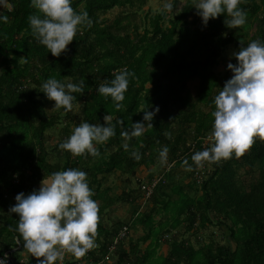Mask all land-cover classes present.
<instances>
[{"label": "trees", "instance_id": "16d2710c", "mask_svg": "<svg viewBox=\"0 0 264 264\" xmlns=\"http://www.w3.org/2000/svg\"><path fill=\"white\" fill-rule=\"evenodd\" d=\"M4 1L7 6L0 14L9 20L0 21V256L9 251L13 257L30 253L17 231L19 215L10 208L18 193L37 189L45 175L83 167L89 186L101 190V176L128 175L127 187L132 178L139 180L140 168L162 164L165 172L135 221L145 230L141 241L151 244L141 257L137 246L128 254L119 245L120 264H264V139L257 137L241 156L233 153L229 159L203 161L201 181L196 174L203 166L191 159L211 145L207 141L212 142L214 97L226 82L219 71L225 49L239 50L253 40L264 42V0H241L239 7L246 11L247 21L236 28L225 24V14L205 26L194 0L182 5V0H173L169 12L147 11L142 31L138 15L148 0H73V7L87 11L92 24L82 25L58 57L32 35L28 17L36 9L31 0ZM116 8L121 12L114 20L104 18ZM125 69L134 76L121 102L125 107L116 109V102L99 94L97 87ZM49 77L64 83L85 80L84 92L74 93L77 99L71 111L54 108L55 101L40 91ZM191 83L197 84L195 91L189 88ZM156 106L154 127L126 141L121 135L124 128L143 120L141 110L154 111ZM105 114L113 116L116 135L98 146L99 157L75 156L60 149L77 124L85 120L104 124ZM121 120L123 126L118 123ZM56 131L59 139L49 151L46 142L53 140ZM125 142L130 145L127 150ZM165 145L169 147L166 164L159 157ZM136 149L141 153L139 160L131 155ZM242 169L251 175L249 180L240 177ZM153 177L143 184L151 183ZM107 196L102 191L93 197L105 200L99 207L94 237V241L105 238L103 256L119 231L131 224H118L109 231L103 224L104 211L115 203L144 197L141 189H125L109 200ZM209 227L221 229L224 244L210 242L196 248L179 234L183 228L195 235ZM166 236L170 253L163 260L155 259ZM30 258L34 260L30 264H37L39 258L32 254Z\"/></svg>", "mask_w": 264, "mask_h": 264}, {"label": "clouds", "instance_id": "9594fccd", "mask_svg": "<svg viewBox=\"0 0 264 264\" xmlns=\"http://www.w3.org/2000/svg\"><path fill=\"white\" fill-rule=\"evenodd\" d=\"M240 3L241 0H194L197 14L205 26L210 19L225 14V24L229 28L244 25L247 21V13L239 7ZM0 5H4V0H0ZM31 6L36 9L28 17L32 35L57 57L67 50L82 25L92 24L87 11L80 12L73 7V0H31ZM173 7L171 0H164L162 10L171 11ZM8 20L7 15L0 14V21L6 23ZM233 55L237 63L229 62L227 67L234 75L214 97L216 107L212 112L214 122L209 135L212 143L191 157L197 164L202 165L205 160L229 159L233 153L241 156L257 137L264 139V42L253 40ZM132 76L134 73L127 69L117 71L114 78L99 84L97 91L105 97L110 96L116 102V109H122L125 105L121 102L125 100ZM84 85V79L79 83H64L49 77L42 82L40 91L55 101L54 108L63 107L67 112L73 109V102L77 99L74 93H83ZM141 111L143 120L132 123L131 128H124L121 132L126 141L141 136L146 128L154 127L152 121L159 106L154 111ZM103 119L104 124L81 121L59 145L60 149L75 156L90 154L99 157L101 152L97 144L116 135L113 116L105 114ZM118 123L124 125L123 120ZM123 146L126 150L130 147L127 142ZM168 153L167 145L159 151L164 164ZM131 155L137 160L142 158L138 149ZM184 163L187 164V159ZM87 176V172L80 168L54 171L42 178L39 189L16 195V203L10 212L19 215L17 231L23 237V247L32 256L42 258L37 264H56V261L63 260L65 252L82 257L94 246L99 204L93 199L94 192ZM0 264H5L4 258H0Z\"/></svg>", "mask_w": 264, "mask_h": 264}, {"label": "crops", "instance_id": "0c3cea01", "mask_svg": "<svg viewBox=\"0 0 264 264\" xmlns=\"http://www.w3.org/2000/svg\"><path fill=\"white\" fill-rule=\"evenodd\" d=\"M7 6V3L4 1V5L2 6L3 10L5 9V7ZM232 48L233 47H229ZM224 61H222L223 64ZM229 62H225V69L221 70L222 75L228 77V71H227V65ZM221 64V65H222ZM226 71V72H224ZM197 86V85H196ZM193 87V86H192ZM195 87V86H194ZM154 172V168L150 167L149 169L146 168H140L138 170V174H143L145 175V172H147L148 177L150 178L154 175H156L155 173L151 174V171ZM122 174L120 172H116L113 173L109 176H105L104 178L99 177V179L101 180L102 183V189L101 190H97L96 185L93 187V192H94V196L93 197H98V194L102 191L104 192H108V200L111 198H114L115 196H119L122 193L121 190V186H117L116 183V178L120 177ZM124 176L126 178H124ZM87 179L89 181V177L87 176ZM121 179H125V185H126V181L128 180V175H123L121 177ZM41 186V182H39L37 184V189H39ZM116 188V189H115ZM131 189H135V188H126V190H131ZM99 191V192H98ZM143 200V198H142ZM141 199H136V201H131V202H120V203H115L112 207H108V209H106L102 215V220H103V224L106 227V229H108L109 231H114L115 229H117V225L118 224H122L123 226L125 224L131 223L129 226V234L128 237L126 238V240L124 242H122L120 245L121 247H123L128 254H130V251L132 249V246H137V254L138 257H141L142 254L145 252V250L148 248V246L151 244V241H147V242H142V238L145 235V230L144 227L140 224H135L136 216L137 213L139 212H143L142 207L144 206V200L142 201ZM97 202L100 206L104 205L105 200L98 198ZM121 203H126L124 206L120 205V207H122L121 209H117V204H121ZM141 208L139 209L138 204H141ZM130 207H128V205ZM131 205L134 206L136 208V210H134L133 208H131ZM109 206V205H108ZM131 208L133 209L132 212H128V209ZM139 209V210H138ZM105 245V238L101 239V241H94V246L89 249L88 251H90L88 254L85 253V255L82 257V259H80V257H76L74 256L72 253L70 252H65L64 254V264H120L119 263V257H118V249H116L115 251H111L110 248L111 246L108 248V253L106 255L103 256V252H104V246ZM119 247V246H118ZM171 247H170V243L166 242L165 239H163L160 243V246L157 250L156 253V258L155 259H165L166 257H168L169 253H170ZM31 256V253H27V252H21V253H17L14 257L17 260H21L24 262V264H30L32 263L34 260H32L31 258L29 259V257ZM22 257V258H21ZM42 259V258H39ZM32 260V261H31ZM26 261V262H25ZM31 261V262H30ZM59 260L56 261V264H58ZM123 264H127V263H123Z\"/></svg>", "mask_w": 264, "mask_h": 264}, {"label": "rangeland", "instance_id": "374dc122", "mask_svg": "<svg viewBox=\"0 0 264 264\" xmlns=\"http://www.w3.org/2000/svg\"><path fill=\"white\" fill-rule=\"evenodd\" d=\"M171 2H173V0H171ZM186 2V0H182L181 2V5L184 4ZM164 3V0H148L146 5L143 7V10L139 12V15L140 16V19H138V23L140 24L141 26V31L143 30V26H144V22H143V19H144V15L146 14L147 11H149L151 14H154L155 12H160L162 11V5ZM0 11H3V8H2V5H0ZM121 12V9L120 8H116L114 9L113 11H111L110 13H108L106 16H104V18H107L108 20H114L118 15L119 13ZM169 12V11H168ZM1 13V12H0ZM230 47H233L232 48H226L223 55H222V59H221V63L222 64V61L223 64L220 65L219 67V71L221 72V70H224L225 68V62H232V63H237V59L236 57L233 55L236 51H238L234 46H230ZM230 71V74L228 77L226 76H222V72H221V77L222 79H224L225 81H227L228 79H230L234 73L228 69L227 67V71ZM226 72V71H224ZM197 84L196 83H191V86H189V88L192 89V91H195V88L194 86H196ZM193 86V87H192ZM52 138L49 139L48 142H46V147L47 149L50 151V149L53 148V144H54V141L56 139H59L58 137V132L56 131L54 137H53V140H51ZM51 140V141H50ZM212 142H208L207 141V144H211ZM102 143H98L97 144V147L99 145H101ZM82 170L83 167L81 168ZM154 172H152V170L150 171L151 174L152 173H155L157 178H160L162 177V175L164 174L165 172V168L162 164L158 165L157 167H154ZM148 171L145 172V175L143 174H137V177L139 178V180H137L136 178H132L131 181V185H127L128 188L132 187V188H135L136 191H138V189L140 190L141 189V185L147 181V177H148V174H147ZM246 169H242L240 171V177L241 178H244V179H247L249 180L251 178V175L246 173ZM123 175H121L120 177H117L116 178V183H117V186H121V190H125L127 187L125 185V179H121ZM188 175H186L185 177V180L187 179ZM124 178H126L124 176ZM129 178V176H128ZM155 178V177H153ZM188 181V180H186ZM116 189V188H115ZM126 203H121V204H117V209H121L122 207H120V205H125ZM145 206L142 207L143 211L145 210V208H147L148 206V202L144 203ZM128 205V204H127ZM142 205V203H141ZM128 207H130L128 205ZM136 207H139V209L141 208L140 204H138V206ZM131 208H133L134 210H136V208L134 206L131 205ZM129 208L128 209V212H132L133 209ZM138 209V210H139ZM181 233H179L182 237L183 240H187L189 241L193 246H195L196 248H199L200 246H203V245H206L210 242H214V243H217V244H224L225 243V237H224V234L223 232L221 231V229L219 227H209L205 230H200L198 233H195V235H192L191 233H187L185 231V229L183 228L181 231ZM22 258V257H21ZM159 260V259H158ZM26 262V261H25ZM28 264V262H27Z\"/></svg>", "mask_w": 264, "mask_h": 264}, {"label": "built area", "instance_id": "2783aa9c", "mask_svg": "<svg viewBox=\"0 0 264 264\" xmlns=\"http://www.w3.org/2000/svg\"><path fill=\"white\" fill-rule=\"evenodd\" d=\"M211 141V140H210ZM203 167H201L200 169H198V172L196 174V178L201 181L202 178H204L205 173L203 172V170H205L204 168V164L202 165ZM161 178H153V180L151 181V183L148 184H143L141 187V191L143 192V200L146 203L152 196L153 194V190L156 187V185L160 182ZM129 234V226H124L118 233V236L115 238L113 245L111 246L110 250L111 251H115L117 249V247L126 240V238L128 237ZM164 239H169L168 236H166ZM90 251H87L86 254H88ZM12 252H6L3 256H0V258H4L5 264H24L23 261H16L14 259V257L11 254ZM83 257V256H82ZM82 257H80V259H82ZM58 264H64V261L59 260Z\"/></svg>", "mask_w": 264, "mask_h": 264}]
</instances>
